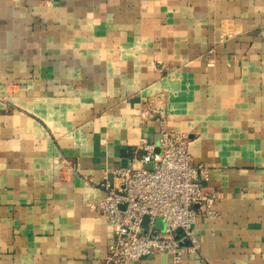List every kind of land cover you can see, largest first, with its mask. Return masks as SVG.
<instances>
[{"label": "crops", "instance_id": "1", "mask_svg": "<svg viewBox=\"0 0 264 264\" xmlns=\"http://www.w3.org/2000/svg\"><path fill=\"white\" fill-rule=\"evenodd\" d=\"M163 126L218 216L130 264H264V0H0V264H105L103 174Z\"/></svg>", "mask_w": 264, "mask_h": 264}, {"label": "built area", "instance_id": "2", "mask_svg": "<svg viewBox=\"0 0 264 264\" xmlns=\"http://www.w3.org/2000/svg\"><path fill=\"white\" fill-rule=\"evenodd\" d=\"M143 116L148 118L149 113ZM189 144L188 135L163 126L158 146L143 139L128 151L127 168L117 167L111 175L103 174L106 195L94 208L113 232L114 242L105 264L138 263L155 253L172 255L179 261L185 245L191 253L199 254L196 222L200 216H218L219 195L205 186L209 169L190 164ZM59 164L70 170L78 168L68 159H61ZM145 217L149 218L147 231L143 228ZM158 219L164 229L156 226Z\"/></svg>", "mask_w": 264, "mask_h": 264}, {"label": "water", "instance_id": "3", "mask_svg": "<svg viewBox=\"0 0 264 264\" xmlns=\"http://www.w3.org/2000/svg\"><path fill=\"white\" fill-rule=\"evenodd\" d=\"M157 152H159L158 148H157ZM122 166H123V168H127L128 167V160H124ZM147 168L150 169L151 166H148ZM148 222H149V218L145 217L144 220H143V228H144L145 231L148 230ZM156 226L161 228V229H164L163 221L158 219L156 221ZM185 242H186V240H185Z\"/></svg>", "mask_w": 264, "mask_h": 264}]
</instances>
